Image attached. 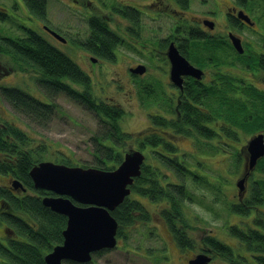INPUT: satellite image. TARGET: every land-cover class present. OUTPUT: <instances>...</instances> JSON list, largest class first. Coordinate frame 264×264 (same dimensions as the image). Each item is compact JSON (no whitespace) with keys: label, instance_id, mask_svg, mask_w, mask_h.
Here are the masks:
<instances>
[{"label":"trees","instance_id":"1","mask_svg":"<svg viewBox=\"0 0 264 264\" xmlns=\"http://www.w3.org/2000/svg\"><path fill=\"white\" fill-rule=\"evenodd\" d=\"M22 1L32 16L37 17L36 20L42 12L51 10L49 0ZM246 1L239 0L243 4ZM17 8L18 6L15 9ZM8 9L0 6V19L8 20L14 25L16 13L12 16ZM37 22L38 30L19 25L22 33L16 36L7 33L4 35L0 29V59L1 57L8 59L13 64L12 67L20 73L32 70L38 74L37 83L48 98L53 99L54 95L62 92L94 111L100 125L93 139L96 166L115 168L124 156L122 147L127 140L118 127V121L124 115L123 108L112 102L98 100L93 91L91 75L67 52L47 39L48 37L40 32V22L38 20ZM110 37L106 36L108 41ZM262 47L264 48V39ZM201 48L209 51L221 47H215L211 43ZM236 55L239 59L235 61L236 73L232 84L228 82L229 85L219 91L215 88L216 91L211 94L213 97L208 101L200 100L196 104L184 105L180 116H175L176 113L170 107L169 112L174 115L172 118L160 112L149 114L150 128L136 138L138 148L146 155L145 162L140 167L141 173L131 184L130 195L111 211L119 222L118 238L125 230L150 221V214L141 200V197H145L158 203L159 212L172 230L178 246L183 248L192 246L194 238L187 229L191 220L185 205L187 201L199 199V193L202 191L204 199L211 194L212 205L225 203L226 211L230 215L236 213L250 219L225 223L228 235L236 238L237 248L213 233H208L202 237L204 245L207 246L204 250L210 252L213 257L214 254L220 255L226 264H264V156L250 171L246 193L240 197L237 192L236 198H231L230 201L224 189V184L231 180L230 174L207 168L218 175L217 179L210 178L203 171L206 167L202 161L197 162L198 166L192 163L194 167L188 165L190 163L186 152H182L177 144L180 135L194 134L198 147L199 144L216 138L218 145L222 147L218 149L220 152H225L226 156L230 152L231 157L233 154L234 158L231 160L234 162L228 167L236 168L229 172L236 175L239 173L242 160L240 155L243 152L245 155L246 150L241 145L242 151L237 149L228 151L226 146L236 147V141L241 140L240 134L251 137L256 132H264V88L248 82L244 74L237 72L240 68L264 72V53L255 51L247 57L236 51ZM215 56L219 57V54L215 53ZM216 60L223 63L220 58ZM216 69L222 68L219 66ZM3 71L6 72V68ZM195 91L199 92L196 88ZM202 94L208 95L205 91H202ZM0 99L9 100L16 108L40 119L48 117L56 105L55 101L49 103L19 86L7 88L0 85ZM215 126L219 130L214 129ZM169 127L170 133H165ZM24 135L26 132L19 125L0 115V172L10 173V177L19 179L34 192L6 194L5 206L10 210V213L6 214V222L12 226L16 234L15 238L10 240L12 241L10 246L5 247L6 258H10L12 264H47L45 254L64 239L63 230L67 224V216L55 212L43 203L42 195L44 193L50 195L53 192L36 189L30 176L33 165L43 160L45 150L50 149L48 142L45 139L32 150L21 151L19 146H13V143L24 138ZM28 136L27 134L26 137ZM110 141H113V144ZM60 153L62 155L60 162L72 164L70 158ZM195 193L198 194L197 197ZM69 262L72 264L73 261H68V264Z\"/></svg>","mask_w":264,"mask_h":264},{"label":"rangeland","instance_id":"2","mask_svg":"<svg viewBox=\"0 0 264 264\" xmlns=\"http://www.w3.org/2000/svg\"><path fill=\"white\" fill-rule=\"evenodd\" d=\"M62 1L63 2L61 3L60 0H49L51 10L46 14V23L60 25L67 22L69 9L66 8L67 3L64 0ZM221 1L230 2L231 0ZM238 1L239 0H234L235 3ZM14 4H17V9H15L16 7L14 8ZM206 4V8H208V6H214L215 3L211 4V2L208 1ZM0 6L9 8L8 10L12 16L16 13V15H14L16 24L14 25L8 20L0 19V29H2L4 35H6V33L15 36L16 34H21V25L29 26L38 30L39 24L36 20L37 17L32 16L28 7L23 5L22 0H0ZM244 6L247 11L251 13V16H255L258 28L245 26L240 29H235L234 32L241 34L240 36L246 42V45L251 41L256 50H262L260 44H262V40L264 39V0H247ZM170 20L171 18L163 15L162 20L155 21L153 24L144 21V40H149L150 36L152 41H160L159 37H163V35L168 32L169 28L173 30L172 24H169ZM71 23L74 25V29L78 28L82 31L85 28L84 21L71 19ZM223 28L224 26H218L217 30L223 32ZM40 32L44 34L45 37H48L47 39H51L50 41L55 45L60 44L55 38L43 31L41 27ZM147 33L148 36L146 35ZM252 44L249 43L247 47L252 49ZM212 45L215 47L220 46L216 45L215 42L212 43ZM60 47L65 48V46ZM66 52L89 74L90 65L94 64V59L88 57V55L82 51ZM222 52L225 53V51ZM208 53V50L201 51L199 57H193V59L196 61L199 59L205 60L206 62H198L201 65L203 64L210 67V69L224 65V68L221 69L224 70L227 67V64L232 63L231 59H226L225 63H220L217 60H207L206 56ZM132 58L133 57H123L121 59L119 57L113 61H100L97 63L95 70H90L93 75V91L98 100L112 102L123 108L124 115L118 121L120 131L123 133L124 137H127V140L122 147V154H124V151L132 148V146L138 148L139 145L136 142V138L139 134L150 128V113L156 114V112H160L167 114L171 118L173 115L169 112V108L172 106L169 105L165 93L166 89L165 91L163 90V82L161 80L154 79L151 77L152 74L147 73L142 82L131 81L124 74L123 70H126V67L130 64V59ZM164 58V55L160 54L159 59L161 60V63L164 62ZM238 59L239 58L236 56V60ZM12 66L13 64L9 62L8 59H2L1 57L0 85H4V87L7 88L19 86L24 90L29 91L34 96L36 95L41 99L50 101V98L44 94L45 92L37 83L36 76L38 74L32 70L25 72L22 71L20 73ZM4 68H9V70L4 72ZM247 70L250 69L240 68L237 73L244 74V77L247 78L246 80L248 82L259 86V88H264V76L262 73H254L252 70ZM155 72H157L156 69L154 70V73ZM150 79L152 81H150ZM151 86H153V88H151ZM52 100L53 102L55 101L56 105L52 108V112L50 111L51 114L46 118H36V116H33L32 114L20 108H16L13 103L6 99H0V115L5 119L13 120L17 125L21 126L31 138H36L34 141L37 142V144L41 145L46 139L47 142L53 145L51 149L45 150L43 160L49 159L55 162H60V160H62L60 159L62 156L60 152H62L65 156L71 159L73 164L97 167L94 158L95 145L93 143L94 136L100 129L97 114H95L94 111L87 109L78 100L73 99L62 92L54 95ZM156 100H158V102H156ZM176 114L175 116H177ZM214 129L219 130L217 126H215ZM240 136L241 140L236 141V147L226 146L228 151H233L235 149H237V151L243 150L241 145L244 146L250 136L247 137L244 134H240ZM195 139L194 134L180 135L177 138V144L181 151L186 152L187 160L190 163L188 165H191L192 163L195 166H198L197 162L202 161L206 167L203 171H205V173L212 179H214V177L217 179L218 175L214 174L213 171L208 170L207 168H212L218 171L221 170V172L227 173L228 175L230 174L231 180L228 184H224V189L228 193L229 200L231 198L235 199L238 192L236 182L244 174L247 151L245 155L244 152L240 155L242 160L240 162L239 173L236 175L235 173L229 172V170L232 171L236 166L228 167L230 163L234 162L231 160V158H234L233 154L231 157L230 152L228 156H226L225 152H220L218 149L222 147L218 145L216 138L211 139L210 142L208 141L207 143L199 144V147L195 144ZM173 141L175 142L176 140L173 139ZM110 142L113 144V141ZM37 144L32 143L31 141V145L25 144V147L32 149L34 146H39ZM115 145L117 144H114V146ZM152 160L153 159H151V161ZM194 165L191 166L194 167ZM250 171H252V169H250ZM250 175L251 172L247 175V182ZM233 177L235 178L233 179ZM12 178L13 177L11 176L10 181ZM189 185L193 186L192 183H189ZM31 193H33V191H31ZM208 195L209 196L204 199L201 191V193H199V199L195 201H187V204L185 205L187 215L191 220L187 229L190 236L194 238L192 246L188 248L179 247L168 223L161 219L162 215L159 212L158 203L153 202L150 199L148 200L145 197H141V200L146 205V211L150 214V221L140 224L137 227H133V229H124L125 232L118 238V245L116 247L94 253L90 263L87 262L85 264H186L184 260L185 258H191V254L195 255L198 252L204 251L207 247L204 245L202 237L208 233H213L219 239L231 244L234 248H237L238 244L236 238H232L228 235L225 223L243 222L242 220L245 221L246 219H250L247 218L248 216L238 215L236 213H231L230 215L226 211L227 207L225 203L212 205L210 198L211 194ZM195 196L197 197L198 194L195 193ZM7 226L10 227L9 224H7ZM211 251L214 252L212 249ZM213 258L214 259H212L209 264H226L220 255L214 254ZM68 261L71 260H66L65 262ZM74 262L75 261H73L72 264H74ZM75 263L82 264L78 262Z\"/></svg>","mask_w":264,"mask_h":264},{"label":"flooded vegetation","instance_id":"3","mask_svg":"<svg viewBox=\"0 0 264 264\" xmlns=\"http://www.w3.org/2000/svg\"><path fill=\"white\" fill-rule=\"evenodd\" d=\"M60 1L61 3L63 2L62 0ZM64 1L67 3L66 8L69 9L67 22L60 25L46 23V14L49 9H47V12H42L37 19L40 22L42 30L49 33L60 43L57 46L63 49V51H82L87 54L88 57L94 59V64L90 65V70H95L97 63L100 61L107 62L116 60L119 57L121 59L123 57H133L130 59V64L127 65L126 70H123L124 74L131 81L142 82L147 73L152 74V78L161 80L163 82V90L165 91L166 89L165 93L169 105L172 106V111L177 113V116L181 115L183 105L196 104L200 100L208 101L213 97L211 94L216 91L215 88L219 91L227 87L229 83L232 84L231 81L234 78L236 69L235 61L237 55L235 54L237 50L230 37V31L234 32L235 29H240L245 26L258 28L255 16L250 15L251 13L247 11L243 3L239 1L235 3L234 0L230 2L221 0H219V2L218 0ZM208 1H210L211 4L215 3L214 6H208V8H206V3ZM15 7L14 4V8ZM242 9L250 15L251 19L254 21L253 25L248 24L238 17V12ZM163 15L171 18L169 24H172L173 30L169 28L168 32L163 35V37H159L160 41L154 42L150 39V36L149 40H144L145 36H143V32L145 27L143 22L148 21L153 24L155 21L162 20ZM71 19L84 21L85 28L82 31L78 28L74 29ZM211 22L214 24V27L210 26L209 23ZM218 26H224L223 32L217 30ZM54 31L56 33H54ZM237 34L241 35L238 32ZM146 35L148 36V33ZM106 36H111L109 41ZM214 42L224 47L215 50L210 49L206 59L216 61V58H220L223 63L226 62V59H231L232 63L227 64L224 70H218L215 69V67L210 69V67L199 63L202 61L206 62L205 60L199 59L198 62L193 59V57L198 58L201 51H204L201 48L202 46ZM242 43L245 51L240 54L249 57V55L255 51L264 53V48L257 51L251 41H249V43L252 44V49L247 47L249 43L246 45L243 38ZM171 44L175 45L179 53L186 57L195 67L197 66L203 69L204 73L201 77L185 73L180 75L181 83H178L177 80L174 79L172 74V62L168 55ZM60 46L69 48L65 49ZM222 51H225V53ZM215 53H218L219 57H216ZM160 54H163L165 57L162 63L159 59ZM111 56L113 58H107ZM139 66L145 67V70H136ZM221 68L223 69L224 65L221 66ZM155 69L157 72L154 73ZM8 70L9 69H6V71ZM90 70V78L93 80V75ZM252 72H259L264 76V72L262 71L252 70ZM150 81L152 80L150 79ZM151 88H153V86H151ZM195 88L198 89L199 92L195 91ZM202 91H205L208 95H203ZM216 95H214V97ZM48 102L52 103L53 100L50 98ZM156 102H158V100H156ZM170 129L169 127L165 133H170ZM26 135H24V138H21V140H15L13 146H19L21 151H26L31 148H26L25 144L31 145V141L37 144V142L34 141L36 138L33 139L30 136L26 137ZM48 144V147L51 149L53 145L49 142ZM34 147L32 149H34ZM14 179L16 178L13 177L10 181V173L0 172V264H12V260L6 258L5 247H9L10 240L16 236L15 230L11 228V225H9L10 227H5L6 214L10 213L9 208L5 206L7 200L6 194H23L33 191L29 190L24 184L23 186L15 188L12 182ZM24 186L25 189L22 188ZM31 194H34V192ZM44 195L46 196L47 194L44 193ZM44 195H42V197H44ZM162 219L164 220V218ZM193 255L194 254H191L192 257L195 256ZM189 259L190 258L184 259L186 264H188ZM65 263L68 264V262Z\"/></svg>","mask_w":264,"mask_h":264},{"label":"water","instance_id":"4","mask_svg":"<svg viewBox=\"0 0 264 264\" xmlns=\"http://www.w3.org/2000/svg\"><path fill=\"white\" fill-rule=\"evenodd\" d=\"M238 17L250 25L254 24L243 9L238 12ZM209 24L214 27L212 22ZM230 37L236 50L243 53L245 48L242 38L233 31H230ZM168 55L172 62L173 77L178 83H181L182 74L201 77L204 73L200 67H195L181 55L173 44L169 47ZM136 70L144 71L145 67L139 66ZM243 148L247 151L245 171L236 182L240 197L245 193L250 169H254L258 160L264 156V132L254 133ZM145 159L146 155L141 149L132 147L124 152L123 159L113 169L49 159L33 165L30 176L35 187L56 194L44 195L43 203L67 216L64 239L45 254L47 264H64L66 260L90 263L95 252L116 247L119 222L111 211L130 195V186L135 177L140 175V167ZM12 182L15 188L23 186L17 178ZM211 259L212 256L204 251L190 258L189 264H209Z\"/></svg>","mask_w":264,"mask_h":264},{"label":"bare ground","instance_id":"5","mask_svg":"<svg viewBox=\"0 0 264 264\" xmlns=\"http://www.w3.org/2000/svg\"><path fill=\"white\" fill-rule=\"evenodd\" d=\"M260 46H262V44H260ZM257 48V47H256ZM258 49V48H257ZM262 49H263V47H262ZM203 70V69H202ZM204 72V71H203ZM123 159V158H122ZM32 182L34 183V181H33V179H32ZM53 194L54 195H56L54 192H53ZM74 264H76L75 262H74Z\"/></svg>","mask_w":264,"mask_h":264}]
</instances>
